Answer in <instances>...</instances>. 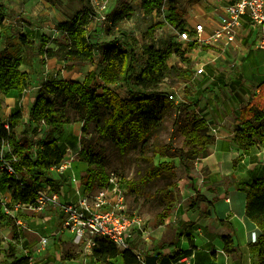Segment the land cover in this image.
<instances>
[{"label": "rangeland", "instance_id": "374dc122", "mask_svg": "<svg viewBox=\"0 0 264 264\" xmlns=\"http://www.w3.org/2000/svg\"><path fill=\"white\" fill-rule=\"evenodd\" d=\"M143 1L108 0L106 21L95 20L89 25L95 52L93 59L70 68L57 57L42 54L40 43H46L53 49L57 48L54 39L66 43L67 35L57 29L58 23L69 20L81 10L91 9L90 0H0V52L6 49L21 58L24 63L20 69L29 74L28 86L23 92L0 93V123L6 124L9 115L19 111L22 120L15 128L18 142L30 141L34 149H39L50 128L41 123L35 133L29 120V109L39 94L49 100L55 99L41 91L43 82L53 79L54 74L57 79L80 82L89 71L98 76L104 67L102 52L111 45L133 51V75L137 76L146 65L145 46L153 44L156 49L170 48L172 54L166 61L168 71L158 87L172 93L175 103L167 110L157 134L146 144L134 143L122 152L113 138L101 136L98 132V125L108 112L106 107L99 105L94 108V119L89 122L88 130L82 132L81 126L86 118L84 112L75 101L62 102V98H56L69 117L63 135L58 138V145L64 153L62 162H66L67 167L61 171L53 166L45 177L56 181L52 188L60 194V199L62 194V201L77 202L85 194L80 177L87 169V163L80 159L78 152L90 148L102 157L107 173L113 172L122 178L126 189V211L137 214L146 222L151 244L146 245L140 237L135 243L147 264L156 262L153 253L158 251L155 246L170 241H174L170 249L176 247L179 251L188 249L189 254L192 252L193 264H258L259 257L252 243L259 230L245 216L244 209L247 185L264 176V140H260L264 138V118L253 122L257 126L256 135L248 140L247 135L241 133L243 124L238 113L249 102L254 89L264 85V54L253 49L252 43L243 37L241 45L246 50L241 51L242 62L239 65L234 64L232 54L209 45L187 49L188 44L178 38L179 28L166 21L170 6L168 0L159 10L150 13L144 11ZM201 1L193 0L190 9L179 8L176 3L171 5L178 19L182 20L183 16L191 15V11L209 9ZM200 22L192 18L186 23L191 35L193 27ZM199 67H203L204 72L196 79L195 70ZM98 82L92 86L100 91ZM132 86L133 80L110 87L121 97H128ZM261 97H264V87ZM261 102L264 115V98ZM204 117L208 123L200 131L214 137L208 155L213 167L203 158L184 162L178 158L179 149L184 147L180 127L193 118ZM154 142L169 146L166 155L155 156L152 163L155 167L162 166L164 171L157 178L143 183L140 179L150 167ZM4 147L7 152L12 151L8 145ZM215 149L217 154L211 155ZM217 160L220 161L218 165L215 164ZM184 163L191 168L195 187L212 201L210 208L203 204L200 213L188 209L193 191L187 184ZM22 176L29 184H36L33 178ZM5 179L2 177L0 182V199L10 202L7 197L11 192ZM98 188L101 187H94L93 191L97 192ZM170 196H173L172 210L162 217ZM226 198L229 203L225 202ZM7 207L10 213L5 212V204H0L3 215L0 219V264L11 262L8 255L12 252L17 258L30 257L32 264H103L96 260L93 252L87 254L84 249L74 246L69 235H57L61 227L58 207L45 205L38 211L17 212L11 210L9 203ZM17 219L22 224H18ZM220 220H225L224 224ZM11 230L23 236L15 238ZM230 230L233 232L230 238L237 250L228 255L222 251L223 233H220H229ZM45 237L51 241L42 247L40 242ZM191 238L194 249L189 244ZM169 248L161 253H168ZM118 258L121 264L120 255ZM106 263L110 264V261Z\"/></svg>", "mask_w": 264, "mask_h": 264}, {"label": "trees", "instance_id": "16d2710c", "mask_svg": "<svg viewBox=\"0 0 264 264\" xmlns=\"http://www.w3.org/2000/svg\"><path fill=\"white\" fill-rule=\"evenodd\" d=\"M164 2L165 0H144L143 9L146 13H150L159 10ZM168 2L170 6L166 21L179 28L180 31L184 30L186 23L178 19L176 10L171 5L172 1L168 0ZM90 14L91 9H84L74 14L69 20L58 23L57 29L66 33L67 42L62 43L54 39L53 42L57 45L56 49L47 47L46 43H40L39 51L48 57H57L70 68L92 60L95 52L89 30ZM1 22L0 17V24ZM144 53L147 55L146 65L137 76L133 75L135 71L133 51L111 45L102 52L104 67L98 76L94 71H89L81 82L57 78L43 82L41 91L54 96L55 99L49 100L45 95L39 94L29 109V120L34 125L32 130L35 133L41 123L50 128L46 140L39 149H34L33 143L30 141L18 142L15 128L22 120V114L19 111L8 117L7 128L5 123H0V149L3 145H8L12 149L11 154L17 156L14 168L20 176V181L14 176H3L6 178V184L13 199L33 202L36 197L33 191L35 184H29L22 176L24 174L33 178L36 184L40 181L47 182L51 186L56 184L55 180L46 178L45 175L51 167L58 165L63 160L64 153L58 145V138L63 135L65 125L69 123V117L63 104H58L56 98H62V102L75 101L84 112L86 118L81 126L82 132L88 130L89 122L94 119V108L99 105L106 107L108 112L103 117L101 124L98 125V132L101 136L113 138L122 152H125L134 143L146 144L155 133L157 134L163 125L167 110L175 103L172 93L161 91L158 87L168 71L166 61L172 51L170 48L156 49L153 44H149L145 46ZM23 63L21 58L15 57L6 49L0 52L1 93L23 92L27 88L29 74L20 69ZM131 80H133V86L128 90V97H121L110 87L115 83L126 84ZM95 81H99L100 91L92 86ZM1 105L0 99V110ZM238 117L243 124L241 133L247 135V139L250 140L256 135L257 126L255 123L258 122V119L264 118V115L262 107L256 103H249L240 108ZM205 125L204 118H193L188 124L180 127L185 147L179 149L178 158L181 162L206 158L209 155V146L213 143L214 137L200 131ZM260 140L263 141L264 138L261 137ZM168 148V145L153 143L150 167L146 170L144 177L140 179L141 182L153 180L164 171L162 166L155 167L152 163L155 156L166 155ZM78 155L81 160L87 163L86 172L80 177L83 191L88 192L92 191L94 187L105 186L109 173L105 171L102 157L94 154L90 148L79 150ZM184 170L187 184L193 191L188 209L200 213L203 204L210 208L212 201L195 187L194 177L188 164L184 163ZM245 193L244 214L259 230L252 245L259 257L258 264H264V176L253 179L247 185ZM172 204L173 196H170L161 213L162 217L169 214ZM2 216L0 212V219ZM224 222L225 220H220L221 224ZM11 232L15 234V238L23 236L13 230ZM222 241L223 252L231 254L237 250L230 236H223ZM189 244L190 247L194 246L192 238L189 240ZM173 245L174 241L165 242L155 246L154 249L162 251ZM92 252L96 260L103 263L120 255L121 264H140L130 249L120 251L113 243L106 240L99 239L98 246L94 247ZM8 258L11 259L8 264H32L28 256L17 258L14 252L10 253Z\"/></svg>", "mask_w": 264, "mask_h": 264}, {"label": "built area", "instance_id": "2783aa9c", "mask_svg": "<svg viewBox=\"0 0 264 264\" xmlns=\"http://www.w3.org/2000/svg\"><path fill=\"white\" fill-rule=\"evenodd\" d=\"M107 1L90 0L91 22L106 21ZM244 28L254 33L253 46L264 52V0H234L224 6L218 23L208 33L204 31L202 23H197L193 27V35L188 28L178 31L177 35L181 42L188 44L187 49H194L203 44L237 54L241 49L239 34ZM235 64H240V59L236 60ZM203 72V67L196 69L195 78L199 79ZM56 76L54 74L53 78ZM5 126L7 128V124ZM16 161L17 156L12 155L11 150L7 152L3 145L0 149V182L4 175L14 176L20 181V176L14 168ZM66 164L61 161L56 166L62 171L67 167ZM123 185L122 178L111 172L105 186L98 188L97 192L93 190L85 192L83 197L73 202L62 201V194L60 199V194L49 183L41 182L33 186L36 194L33 202H22L9 195L7 198L10 202L0 199V204H5L7 213L11 212L8 210V203L14 212L38 211L45 205L58 207L61 212V227L57 235H69L74 246L84 249L87 254H92V249L97 247L98 240L102 239L113 243L120 251L130 249L140 264H147L139 254L135 241L140 237L146 245L151 244L148 237L150 231L146 229V222L140 216L126 211L124 201L126 189ZM17 223L22 224L18 219ZM50 241L51 238L45 237L41 239L40 244L43 247ZM164 253L166 254L163 255L161 251L153 253L156 257L155 264H193L191 260L193 254L192 252L189 254L188 249L179 251L174 247L169 248L168 253ZM162 258L166 263L161 261ZM30 261L32 263L31 258Z\"/></svg>", "mask_w": 264, "mask_h": 264}, {"label": "crops", "instance_id": "0c3cea01", "mask_svg": "<svg viewBox=\"0 0 264 264\" xmlns=\"http://www.w3.org/2000/svg\"><path fill=\"white\" fill-rule=\"evenodd\" d=\"M171 1H172V3H176L179 6V8H183V6H184L186 9H188V8L190 9V7H191L190 4L193 3V0H171ZM233 1L234 0H202L201 3L202 4H207V6L209 7V9H204V10L203 9H200V10L191 11V15H189V16H183L182 17V21L185 22V23H188V22H190V20L192 18L199 19L201 21L200 23H202L204 25V31L205 32H208V31H210V29L212 27H214L218 23V21H219V19L221 17V13L224 10V6L226 4H228V3L233 2ZM197 3H200V1L197 2ZM222 4H225V5H222ZM198 6L199 5L197 4L196 7H198ZM220 7H221V9H220ZM242 37L248 39V41L252 43V46L251 47L253 49H256L253 46L254 33L248 31L247 28H244V29L241 30V32L239 34V38L242 39ZM240 47H241V49H240L239 53H237V54L229 52L230 54H232V58H234L233 59L234 64L236 63V60H238V59H240V64L242 62V59H241V56L240 55L243 54V53L241 51H245L246 50V47L243 46V45H241ZM257 50H259V49H257ZM261 52L264 54L263 51H261ZM244 56H245V54H244ZM262 87H264V85L263 86L260 85V86H258V87H256L254 89L253 94L251 95V99L249 100V102L247 104H249V103H252V104L256 103V105H258V103H259V106L263 105L262 102H261L262 98H264V97H261V95H262ZM13 92H15V91H11L10 93H13ZM1 94H3V93H1ZM209 110H212V108L209 107ZM204 119H207V117H204ZM207 123L208 122L206 121V124ZM217 152L218 151L215 149V150L212 151V154L211 155L217 154ZM210 158H211V156H207L206 158H203V161L213 167V164L211 163ZM215 164L216 165L220 164V161L217 160ZM213 170L214 169H211V171H213ZM225 202H228L229 203V199L226 198L225 199ZM208 218H209V216H208ZM222 230L224 231L223 228H222ZM223 231L220 233V234L223 233L222 236H231L232 233H233L232 230H230L229 233H225ZM61 237H63V236H61ZM193 245H194L193 246V249H194L195 248L194 242H193ZM222 251H223V249H222ZM227 254L229 255V253H227ZM231 254H233V253H231Z\"/></svg>", "mask_w": 264, "mask_h": 264}, {"label": "bare ground", "instance_id": "6f19581e", "mask_svg": "<svg viewBox=\"0 0 264 264\" xmlns=\"http://www.w3.org/2000/svg\"><path fill=\"white\" fill-rule=\"evenodd\" d=\"M109 261H110V264H119V258H118V256L110 259ZM103 264H107V263H103Z\"/></svg>", "mask_w": 264, "mask_h": 264}]
</instances>
